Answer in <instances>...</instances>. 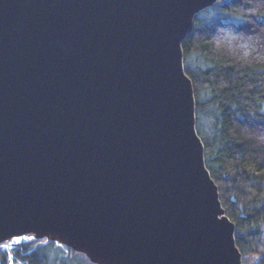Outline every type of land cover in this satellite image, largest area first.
<instances>
[{"label": "water", "instance_id": "water-1", "mask_svg": "<svg viewBox=\"0 0 264 264\" xmlns=\"http://www.w3.org/2000/svg\"><path fill=\"white\" fill-rule=\"evenodd\" d=\"M218 0H0V246L243 264L182 45Z\"/></svg>", "mask_w": 264, "mask_h": 264}, {"label": "trees", "instance_id": "trees-1", "mask_svg": "<svg viewBox=\"0 0 264 264\" xmlns=\"http://www.w3.org/2000/svg\"><path fill=\"white\" fill-rule=\"evenodd\" d=\"M205 163L235 224L243 264H264V0H218L182 45ZM0 264H92L57 242L26 239Z\"/></svg>", "mask_w": 264, "mask_h": 264}, {"label": "rangeland", "instance_id": "rangeland-1", "mask_svg": "<svg viewBox=\"0 0 264 264\" xmlns=\"http://www.w3.org/2000/svg\"><path fill=\"white\" fill-rule=\"evenodd\" d=\"M17 242L18 241L12 242V243H5L4 245L0 246V248H3L5 250H7V251H11V249H13L16 246ZM5 245H9V246L6 247Z\"/></svg>", "mask_w": 264, "mask_h": 264}, {"label": "snow or ice", "instance_id": "snow-or-ice-1", "mask_svg": "<svg viewBox=\"0 0 264 264\" xmlns=\"http://www.w3.org/2000/svg\"><path fill=\"white\" fill-rule=\"evenodd\" d=\"M6 247H8L9 245H5Z\"/></svg>", "mask_w": 264, "mask_h": 264}]
</instances>
